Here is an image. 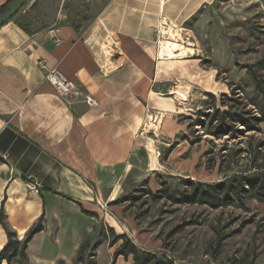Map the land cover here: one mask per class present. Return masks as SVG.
Wrapping results in <instances>:
<instances>
[{
    "label": "crops",
    "instance_id": "obj_1",
    "mask_svg": "<svg viewBox=\"0 0 264 264\" xmlns=\"http://www.w3.org/2000/svg\"><path fill=\"white\" fill-rule=\"evenodd\" d=\"M214 2L89 0L79 22L23 10L0 27V212L18 236L43 218L32 238L39 261L71 255L93 235L86 212L119 197L138 165L140 129L168 110L169 99L153 90L167 63L157 59L161 18L180 27ZM40 60L94 103L55 94ZM6 242L0 226V250Z\"/></svg>",
    "mask_w": 264,
    "mask_h": 264
},
{
    "label": "rangeland",
    "instance_id": "obj_2",
    "mask_svg": "<svg viewBox=\"0 0 264 264\" xmlns=\"http://www.w3.org/2000/svg\"><path fill=\"white\" fill-rule=\"evenodd\" d=\"M88 3L26 0L18 13L24 10L34 19H45L62 11L68 20L79 22L89 10ZM20 20L27 21L25 17ZM178 28L183 29V42H179L191 48L184 57L167 61L162 78L153 86L171 104L140 129L138 165L130 169V183L118 198L99 200L95 212L87 211L96 221L93 235L88 237L90 245L100 241L95 262L132 264L131 257L112 262L118 243L111 246L110 241L125 235L139 249L175 264H264V203L247 195L231 205L211 208L168 197H178L189 180L212 184L249 173L244 148L249 137L264 140L261 132L217 138L204 123L213 107L225 108L222 94L239 96L238 102L246 109L264 105V94L255 90L252 75L256 73L264 88V0L213 3ZM235 150L239 153L229 159L227 154ZM24 236L17 235L19 240ZM219 238L223 239L220 247ZM32 245L33 240L27 245L25 260L11 264H73L78 253L58 254L57 259L49 255L41 262Z\"/></svg>",
    "mask_w": 264,
    "mask_h": 264
},
{
    "label": "trees",
    "instance_id": "obj_3",
    "mask_svg": "<svg viewBox=\"0 0 264 264\" xmlns=\"http://www.w3.org/2000/svg\"><path fill=\"white\" fill-rule=\"evenodd\" d=\"M13 1L14 0H9L2 5L0 7V14L6 11ZM229 1L231 0H215L214 3L223 4ZM12 18H10V20ZM245 67L250 68V66ZM252 75L255 81V90L264 94V88L256 73L252 72ZM221 96L222 99H225L221 102L222 107L225 108L213 107L211 114H205V117L208 119L204 124L211 129L210 133L214 137L220 138L229 136L235 139L238 136H244L246 133L261 132L260 125L264 124V105L254 107L253 109H246L243 104L238 102L239 96L236 98L229 97L226 94H222ZM238 153L239 151L235 150L229 152L227 155L229 159H233V156H236ZM243 153H245V157L249 163V173L244 171L243 174H234L229 178L212 184L189 180L185 182V188L178 197L171 196L170 194L168 197L179 203H198L207 205L211 208L231 205L238 200H242L247 195H251L259 202L264 203V140L257 139L254 141L252 137H249ZM228 167L230 166L227 165L226 168ZM164 191L168 192L167 189H164L163 192ZM0 226L5 232L7 239L5 246L0 251V264L3 262L11 264L16 259H26L28 243L37 233L43 230V218L41 217L37 223L27 231L23 240H19L17 234L6 224L2 211L0 212ZM181 227L182 225L178 226V228ZM222 241V238L218 239V247L221 246ZM117 243L118 246L114 250L112 256L113 263H115L119 257L125 260L131 257L132 264H175L171 259L139 249L125 235L115 236L110 241L111 246ZM99 244L100 241H97L91 246L88 239L84 241L79 247L73 264H96V249ZM58 264L65 263L60 261ZM228 264L236 263L229 262Z\"/></svg>",
    "mask_w": 264,
    "mask_h": 264
},
{
    "label": "built area",
    "instance_id": "obj_4",
    "mask_svg": "<svg viewBox=\"0 0 264 264\" xmlns=\"http://www.w3.org/2000/svg\"><path fill=\"white\" fill-rule=\"evenodd\" d=\"M171 25L172 24L166 18H161L158 27L159 39L157 41V50L159 48L158 43L161 40H164L165 38V34L163 32L166 31L167 28ZM180 41L182 40L180 39ZM38 66L39 68L45 70L44 81L53 89L55 94H57L59 97L63 98L68 102L82 98L83 101L89 106L94 103L93 99L90 96L85 95L81 90L78 89V87L73 82L67 80L56 68L45 69L44 60H40L38 62ZM27 187L31 193L37 194L39 192L38 188L32 184H29Z\"/></svg>",
    "mask_w": 264,
    "mask_h": 264
},
{
    "label": "bare ground",
    "instance_id": "obj_5",
    "mask_svg": "<svg viewBox=\"0 0 264 264\" xmlns=\"http://www.w3.org/2000/svg\"><path fill=\"white\" fill-rule=\"evenodd\" d=\"M183 29H179L176 25H171L167 28L163 33L165 34L164 40H161L159 44V48L157 50L159 61H174L178 57L182 58L188 50H190V46L185 47L180 43V33ZM180 38V39H178ZM183 52H182V50ZM183 91L185 92V88L181 86ZM152 119V118H151Z\"/></svg>",
    "mask_w": 264,
    "mask_h": 264
},
{
    "label": "water",
    "instance_id": "obj_6",
    "mask_svg": "<svg viewBox=\"0 0 264 264\" xmlns=\"http://www.w3.org/2000/svg\"><path fill=\"white\" fill-rule=\"evenodd\" d=\"M26 0H14L6 11L0 14V27L7 21L10 20L14 15L18 13V11L22 8L24 2Z\"/></svg>",
    "mask_w": 264,
    "mask_h": 264
}]
</instances>
